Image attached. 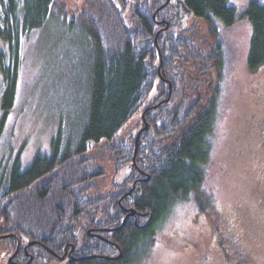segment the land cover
I'll return each instance as SVG.
<instances>
[{
    "label": "trees",
    "instance_id": "1",
    "mask_svg": "<svg viewBox=\"0 0 264 264\" xmlns=\"http://www.w3.org/2000/svg\"><path fill=\"white\" fill-rule=\"evenodd\" d=\"M82 1L85 8L69 16L58 0H0L3 116L15 102L25 35L42 28L48 31L54 19L55 24L68 21L81 27L92 50L80 129L65 141L53 137L49 152L37 153L23 168L16 164L7 179L0 177V229L14 242L16 238L39 241L57 253L67 242H75L73 232L84 218L95 214L91 211L96 201H116L112 192L98 198L89 193L103 172L86 153L93 144L105 141L112 158L123 160L116 164V174L120 173L133 155L131 131L141 117L129 132H120L146 108L149 126L140 134L135 163L150 166V179L140 184L143 194L132 205L150 211L152 217L144 229L127 225L116 234L125 252L119 264H129L152 241H148L150 232L192 192L200 209L211 205L201 186L211 159L224 63L217 25L232 24L236 14L229 0H183L191 15L203 18L208 27L210 40L202 35L195 41L181 36L191 30L188 24L183 27L184 14L172 0L163 7L166 0ZM243 16L252 26L248 66L255 70L264 64V2L251 1ZM164 21L170 24L162 30ZM134 173L136 169L130 176ZM231 260L246 264L237 255ZM28 264L43 263L35 257Z\"/></svg>",
    "mask_w": 264,
    "mask_h": 264
},
{
    "label": "rangeland",
    "instance_id": "2",
    "mask_svg": "<svg viewBox=\"0 0 264 264\" xmlns=\"http://www.w3.org/2000/svg\"><path fill=\"white\" fill-rule=\"evenodd\" d=\"M251 1L229 0L236 20L230 25L219 21L217 25L216 39L222 46L224 63L211 159L201 186L208 194L214 192L215 210L233 220L232 233L237 235L238 243L231 242L224 234L227 246L223 250L221 239H213L209 210L198 206L188 212L185 205L162 222L158 231L154 229L155 238L129 264H234L232 255L243 258L246 264H264V149L251 124L258 116L257 105L251 101L252 88L258 86L264 93V64L255 70L248 66L252 26L243 15ZM82 2L58 0L65 5L69 16L85 8ZM69 16L66 20H70ZM0 21H3L1 5ZM57 21L54 19L48 31L33 30L22 38L16 98L5 116L1 109L4 86L0 71V177L3 179H7L16 164H29L37 153L49 152L53 137L59 135L65 141L80 129L92 50L89 37L80 26L70 25L68 21L55 24ZM187 24L190 32L180 33V27L175 30L195 41L202 35L210 40L203 18L190 14ZM139 117L141 110L128 120L121 135L129 132ZM87 155L93 166L103 172L94 179L89 193L105 195L110 192V181L115 177L106 142L93 144ZM172 230L187 233L194 246L183 249L177 244L168 245L166 239Z\"/></svg>",
    "mask_w": 264,
    "mask_h": 264
},
{
    "label": "flooded vegetation",
    "instance_id": "3",
    "mask_svg": "<svg viewBox=\"0 0 264 264\" xmlns=\"http://www.w3.org/2000/svg\"><path fill=\"white\" fill-rule=\"evenodd\" d=\"M162 5L160 7L164 6ZM176 7L180 8L179 6ZM181 22L183 27L187 26V20H186V24L183 23V19H181ZM163 23L164 26H161V29L165 30L169 27L170 23L167 21H164ZM171 24L174 25L175 22L172 21ZM176 27H180V26H176ZM159 32L160 31L157 32V35ZM159 52L160 50H158V54ZM170 90H171V86L169 84V93ZM251 101L252 103L254 102L257 105V110H258V116L254 120V123L251 122V124L252 127L254 124L258 142L260 144V147L262 146V148L264 149V93L262 92L260 87L257 86L255 88H252ZM143 112H147L146 108L143 109ZM144 119L147 125L149 126V123L146 119V113H144ZM143 125H144V120L141 117V123L137 126V128L131 131L132 135H134V146H135L136 137H138L139 140L140 134L142 132L139 135L138 132ZM133 131H135L134 134ZM132 157L129 158V161L126 164V166L118 174H116L117 171L116 164L119 163V161L122 162L123 160H119L118 158L113 159V168H115L114 169L115 177L112 179L116 181L117 183V185L115 183L116 187L113 185L115 181L113 182V180L111 179L112 181H110V185H109L110 192H107V194L105 195H98V196L92 195V196H94V198H98L101 196H107L112 192V196L116 198V201L113 200L109 203L108 201H96L91 211V212H95V214H92L89 218H84L81 221V223L77 226L76 231L73 232L74 236L77 235L76 236L77 239L75 242H70V241L67 242L63 246L61 252L57 253L53 251L49 246H46L40 243L39 241H35L33 244H28L29 241L21 238H16L14 239L15 240L14 242L13 240H10L11 238H9V236H6L9 233L3 232L0 229V263L28 264L35 261V257H38L43 264H63L70 258L77 259V260H73L70 264L85 260L94 261L92 264L122 263V261L125 258V252L122 246L117 241L118 239L116 236L117 232L121 231L122 228L127 225H129L130 227L134 226L137 229H144V227L150 224L152 217L150 211L136 210L135 208H133L132 205V203H134V201L139 199V197H141L143 194L142 187L140 184L146 183L150 179V175L148 173V169L150 168V166L147 164L145 165V167L141 168L140 166H138V164L136 165L135 163L131 172L134 169H136V173L130 176L131 174L130 172L129 175L121 183L118 182V178L120 177V175L123 173L126 167L131 163ZM25 165L27 164H21V168H23ZM207 166L208 164L205 166V169ZM203 191L211 198V205H208L206 209L209 210V217H210L209 223L212 228L213 239L215 238L221 239V242L223 243L222 245L223 250L227 246L224 244L226 241L224 234H227L228 238L232 240L231 242L238 243L237 235L232 233L233 220L230 218H226L221 213L222 211L220 212L218 210H215L216 206L214 204V199H213L214 192L213 193L209 192L208 194L206 190ZM195 193H196L195 191L192 192V194L194 195ZM193 198L194 197L190 198L191 203H187L190 200L188 201L185 200L186 202L182 201L174 205L171 208L172 213L170 215L168 214L169 216L166 218L165 221L163 220V222L165 223L175 214V211L184 208L185 205L189 207L188 212H190L193 207H196L197 209L199 203L197 202L196 199ZM148 219L149 222H147ZM204 221L206 222L207 220L204 218ZM123 222H125L124 225L121 228H118ZM0 228H2L1 224H0ZM160 228L161 225L158 224V227L155 229L156 231H158ZM183 232L184 231L179 232L172 230L166 239L167 244L171 246L177 244L178 246L180 245V248L183 249H187L190 246L191 247L194 246L191 237L187 235V233L185 232L183 233ZM155 233L156 232L154 230L150 232V239L148 241L155 238L156 236ZM108 252H110V254H108ZM120 252L122 253L121 256H119L118 258H113L119 255ZM61 256H64V258L60 259ZM88 256H92V257L86 259L85 257ZM108 257H112V258H108ZM78 258H84V259L78 260Z\"/></svg>",
    "mask_w": 264,
    "mask_h": 264
},
{
    "label": "water",
    "instance_id": "4",
    "mask_svg": "<svg viewBox=\"0 0 264 264\" xmlns=\"http://www.w3.org/2000/svg\"><path fill=\"white\" fill-rule=\"evenodd\" d=\"M171 0H166V2L164 3V4H167V3H169ZM172 3L173 4H175L176 6H179L180 7V9H181V11H182V13L184 14V17H183V23L184 24H186V20H187V18L190 16V14H191V11H190V9H188L186 6H185V4H184V2H183V0H173L172 1ZM163 4V5H164ZM162 5V6H163ZM159 57H160V63L162 62V56H161V53L159 52ZM158 72H159V70H158ZM144 113L145 112H142V114H141V117H142V119L144 120V125L140 128V130H139V132H138V135L144 130V129H146L147 128V123L145 122V119H144ZM135 133V131H133V134ZM138 137H136V140H135V146H134V152H133V157H132V161H131V163L126 167V169L123 171V173L120 175V177L118 178V182L119 183H121L128 175H129V173L131 172V170H132V168H133V166H134V164H135V156H136V152H137V146H138ZM151 217V216H150ZM150 217H149V219H150ZM149 219H148V221L147 222H149ZM124 223L125 222H123L118 228H121L123 225H124ZM10 234H7L6 236H9ZM34 243V241H29V243L28 244H33ZM121 252H120V254L119 255H117V256H115V257H113V258H118L119 256H121ZM90 257H92V256H88V257H85L86 259H89ZM64 258V256H61L60 257V259H63ZM108 258H112V257H108ZM82 259H84V258H78V260H82ZM9 260H10V258H9ZM73 260H77V259H73V258H70V259H68L66 262H64L63 264H70Z\"/></svg>",
    "mask_w": 264,
    "mask_h": 264
}]
</instances>
